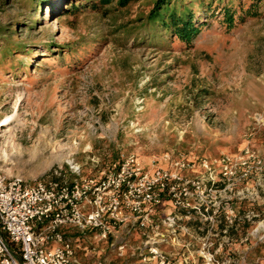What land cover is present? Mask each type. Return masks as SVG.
I'll return each mask as SVG.
<instances>
[{
  "label": "rangeland",
  "instance_id": "obj_1",
  "mask_svg": "<svg viewBox=\"0 0 264 264\" xmlns=\"http://www.w3.org/2000/svg\"><path fill=\"white\" fill-rule=\"evenodd\" d=\"M235 1L232 27L221 4L197 9L202 28L186 43L150 38L138 19L148 0L109 15L93 0H48L37 11L0 0V169L30 182L72 181L129 152L149 167L262 152L264 2L250 16L253 0ZM10 43L19 49L2 61ZM247 186L260 196L239 203L259 214L245 231L264 223V170ZM259 236L243 244L239 264H264L262 226Z\"/></svg>",
  "mask_w": 264,
  "mask_h": 264
},
{
  "label": "built area",
  "instance_id": "obj_2",
  "mask_svg": "<svg viewBox=\"0 0 264 264\" xmlns=\"http://www.w3.org/2000/svg\"><path fill=\"white\" fill-rule=\"evenodd\" d=\"M263 170L264 150L250 147L151 167L129 152L118 166L72 181L30 182L0 169V264H84L87 243L123 256L129 242L119 230L142 231L133 251L141 264H239L243 244L261 240L264 227L245 231L259 214L239 203L260 192L240 186Z\"/></svg>",
  "mask_w": 264,
  "mask_h": 264
},
{
  "label": "trees",
  "instance_id": "obj_3",
  "mask_svg": "<svg viewBox=\"0 0 264 264\" xmlns=\"http://www.w3.org/2000/svg\"><path fill=\"white\" fill-rule=\"evenodd\" d=\"M24 4H29L33 11H37L47 4L48 0H22ZM134 0H93L95 5L93 7L99 9L103 8L109 13L116 9L126 7ZM150 8L145 14H140L138 19L143 23L144 31L150 32V38L158 37L165 41L164 33L169 37H177L180 41L190 43L201 31V24H197V11L203 8L207 10L221 6L224 21L230 27L234 25V14L236 13L235 0H148ZM264 0H253V5L248 8V15H257L258 11L254 9L259 6ZM240 4V3H239ZM255 5V6H254ZM80 9L79 4H74L73 10ZM198 9V10H197ZM140 28V27H139ZM129 32V30H126ZM138 36V35H137ZM22 48V46H19ZM17 46L13 44L1 45L2 61L11 55L13 50H17ZM0 65L3 63L0 60ZM121 158L112 164L113 167L119 165Z\"/></svg>",
  "mask_w": 264,
  "mask_h": 264
},
{
  "label": "crops",
  "instance_id": "obj_4",
  "mask_svg": "<svg viewBox=\"0 0 264 264\" xmlns=\"http://www.w3.org/2000/svg\"><path fill=\"white\" fill-rule=\"evenodd\" d=\"M162 213V211H161ZM122 233L127 238L129 245L124 251L123 256H118L117 251L110 250L106 247L107 244L100 243L96 248L91 247L90 244H86V248L79 250V255L84 264L90 263L98 258H103L106 260V264H141L137 255L133 254L134 249L140 244L142 240V231L134 230L131 234L126 236L123 230H119V234ZM88 247V248H87Z\"/></svg>",
  "mask_w": 264,
  "mask_h": 264
},
{
  "label": "bare ground",
  "instance_id": "obj_5",
  "mask_svg": "<svg viewBox=\"0 0 264 264\" xmlns=\"http://www.w3.org/2000/svg\"><path fill=\"white\" fill-rule=\"evenodd\" d=\"M8 118V117H7ZM6 119V118H5ZM9 121V120H8ZM5 122L1 123V124H4Z\"/></svg>",
  "mask_w": 264,
  "mask_h": 264
}]
</instances>
